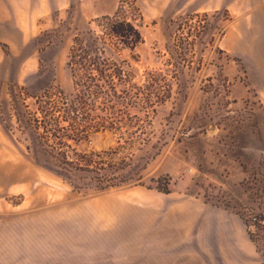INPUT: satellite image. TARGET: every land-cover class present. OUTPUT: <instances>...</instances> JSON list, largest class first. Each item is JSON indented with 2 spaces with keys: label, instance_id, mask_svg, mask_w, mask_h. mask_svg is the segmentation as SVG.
<instances>
[{
  "label": "rangeland",
  "instance_id": "obj_1",
  "mask_svg": "<svg viewBox=\"0 0 264 264\" xmlns=\"http://www.w3.org/2000/svg\"><path fill=\"white\" fill-rule=\"evenodd\" d=\"M121 1L129 17L137 18L130 5L139 8L144 41L135 54L111 51L113 57L130 60L140 82L154 70L170 74L171 97L151 125L144 123L146 141L133 148L120 151L109 132L72 141L77 153L93 156L96 168L70 172L30 123L32 95H42L39 88L48 83L74 92L67 65L74 37L97 28ZM51 4V15L29 40L0 42V264H263L264 236L252 230L257 250L240 215L253 226L264 213V78L253 59L264 5ZM188 15L191 35L178 30ZM17 92L21 97L13 99ZM185 216L187 241L178 232L172 251L141 255L151 244L150 227L164 232L172 217L180 230Z\"/></svg>",
  "mask_w": 264,
  "mask_h": 264
},
{
  "label": "trees",
  "instance_id": "obj_2",
  "mask_svg": "<svg viewBox=\"0 0 264 264\" xmlns=\"http://www.w3.org/2000/svg\"><path fill=\"white\" fill-rule=\"evenodd\" d=\"M130 9L137 18L127 16L124 1H121L112 15H103L97 20V28L74 37L67 61L72 74L73 93L67 94L48 83L39 88L43 91L42 95H32L36 110L30 112V123L42 130L39 139L49 153H57L67 171H93L91 168H96L93 156L77 153L70 144L72 141L79 142L94 134L109 132L118 137L120 151L133 148L137 143L146 141L142 136L147 130L144 123L151 125L157 108L171 97L170 74L154 70L150 72L149 79L140 82L132 62L115 59L111 53L121 54L123 50H129L135 54V49L144 41L137 22L138 18H142L140 10L136 5H130ZM191 20L190 15L185 17L178 30L187 29L186 33L191 35ZM132 57L136 59L135 55ZM166 87L167 95L162 93ZM25 89L18 87L21 93ZM20 97L18 92L13 95V99ZM165 193H170L169 188L165 189ZM240 217L258 250L257 238L252 230H257L258 236H264V213L254 217L253 226L242 215Z\"/></svg>",
  "mask_w": 264,
  "mask_h": 264
},
{
  "label": "crops",
  "instance_id": "obj_3",
  "mask_svg": "<svg viewBox=\"0 0 264 264\" xmlns=\"http://www.w3.org/2000/svg\"><path fill=\"white\" fill-rule=\"evenodd\" d=\"M216 1L222 2L224 5H229L232 2H234L235 5H264V0ZM53 9L51 0H49L48 5H46L45 0H0V42L10 43L12 41L29 40L30 37L33 36V27L42 18L51 15ZM257 25L258 35L253 43V59L258 66V72L261 73L264 78V7L257 14ZM168 220L169 221H164V223L167 224L164 226V232H162V229L158 226L150 227L151 232L148 233L146 238L147 242L149 241L151 244L147 248V255L141 254L142 256H149L150 258L158 256V252L161 248L167 251H172L173 246H175V242L173 243V241L177 240L178 232L183 233L184 240L187 241V235L189 233L187 222L189 221V218L187 216L183 218V222L186 224L185 228L180 230L172 227V217H169ZM145 229L148 230V227H145ZM223 229L224 233H226V225H224ZM140 230L143 231L144 227L140 228ZM159 233L164 234L163 238H161ZM141 239H144V237ZM162 244L164 245L162 246ZM237 248L242 253V250L238 245Z\"/></svg>",
  "mask_w": 264,
  "mask_h": 264
}]
</instances>
